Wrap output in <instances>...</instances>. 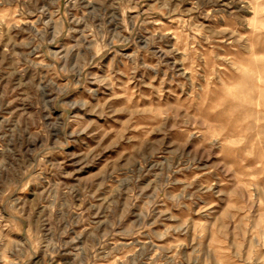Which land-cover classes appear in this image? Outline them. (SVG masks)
Listing matches in <instances>:
<instances>
[{
	"label": "rangeland",
	"instance_id": "obj_1",
	"mask_svg": "<svg viewBox=\"0 0 264 264\" xmlns=\"http://www.w3.org/2000/svg\"><path fill=\"white\" fill-rule=\"evenodd\" d=\"M249 57L264 0H0V264H264Z\"/></svg>",
	"mask_w": 264,
	"mask_h": 264
},
{
	"label": "clouds",
	"instance_id": "obj_2",
	"mask_svg": "<svg viewBox=\"0 0 264 264\" xmlns=\"http://www.w3.org/2000/svg\"><path fill=\"white\" fill-rule=\"evenodd\" d=\"M237 70L245 75H248L253 82H256V76H259L261 89L259 92L254 91L252 93L250 103L259 110L264 111V60L257 62L254 58L249 57L248 60ZM257 99L259 100L258 106L256 103Z\"/></svg>",
	"mask_w": 264,
	"mask_h": 264
}]
</instances>
